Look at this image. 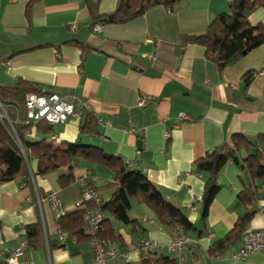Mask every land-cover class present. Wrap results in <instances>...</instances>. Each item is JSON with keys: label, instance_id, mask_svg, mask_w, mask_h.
I'll return each mask as SVG.
<instances>
[{"label": "crops", "instance_id": "1", "mask_svg": "<svg viewBox=\"0 0 264 264\" xmlns=\"http://www.w3.org/2000/svg\"><path fill=\"white\" fill-rule=\"evenodd\" d=\"M30 1L0 0V85L11 87L24 80L48 93L67 96L76 110L96 118L98 134L82 135L78 119L55 126L52 135L36 133L27 140L47 139L55 146L93 145L121 158L144 174L150 192H160L193 227L187 230L188 247L171 251L168 245L176 229L161 224L131 196L129 218L140 226L106 215L120 237V256L109 264H140L148 254L135 249L143 238L158 243L151 255L171 257L177 264H264V253L234 257L241 236H233L230 247L217 258L208 254L247 213L252 216L245 231L264 230V175L257 177L242 166L245 152L239 155V163H228L218 175L220 191L206 217L203 201L194 202L203 196L207 179L197 172V159L224 143L231 144L236 134L255 145L254 154L264 136V44L221 70L206 57L203 46L182 43L184 36L204 34L215 15L229 11L232 0H184L172 9L159 5L128 23L99 22V33L93 32L96 22L88 0H39L28 20ZM91 1L102 15L112 14L118 6V0ZM248 20L252 25L264 23V7L251 12ZM78 44L89 52L83 54ZM248 73L254 75L246 84ZM142 98L148 102L139 107ZM181 113L191 121L180 125ZM260 156L264 164V151ZM30 169L36 172L34 157ZM67 172L35 176L29 183L25 177L0 183L2 264V253L21 247L26 228L32 225L40 227L41 237L21 261L94 264L89 238L68 233L66 242H60L61 225L47 195L56 191L67 212H73L81 199L80 179L90 174L91 186L104 203L120 185L114 171L99 163L79 160L73 169L75 182L62 187L59 177Z\"/></svg>", "mask_w": 264, "mask_h": 264}, {"label": "trees", "instance_id": "2", "mask_svg": "<svg viewBox=\"0 0 264 264\" xmlns=\"http://www.w3.org/2000/svg\"><path fill=\"white\" fill-rule=\"evenodd\" d=\"M37 1L39 0H31L27 6L28 20L31 18L32 6ZM182 1L184 0H118L116 10L110 15L100 14L98 5L91 0H88L87 3L96 24L99 22L122 24L143 16L155 6L163 5L172 9ZM259 7H264V0H232L229 3V11L215 15L204 34L184 36L182 43L203 46L206 57L217 63L223 70L264 44V23L252 25L248 20V15ZM99 24L102 25V23ZM78 46L82 48L83 54L89 52L85 45L78 44ZM253 75V73L245 75L246 84L251 82ZM30 93L53 94L24 80H18L16 85L11 87L0 85V104L6 110L9 120L14 124V130L21 145L17 143L10 122L0 117V183L26 177L30 172L31 157L37 160L34 176H46L61 169H68L67 173L59 177V184L62 187L75 182L73 169L74 164L79 160L99 163L114 171L115 180L120 185L119 189L113 192L107 202L104 203L102 200L100 207L94 202H88L82 209L67 212L60 219L63 231L71 236H77L79 239L89 238L85 233L86 214L89 211L100 209L105 214V220L102 223L99 236L117 244L120 237L115 234L114 226L110 219L106 218V215L126 225L140 226L136 220L129 218L132 207L131 196H134L139 203L146 205L161 224L173 226L175 229L178 226H183L186 231L193 228L180 210L166 201L160 192L149 191L146 178L141 171L132 169L121 158L109 155L93 145L62 143L60 146H55L47 139L36 142L27 140L28 135L39 133L49 136L55 133V125L46 122L37 124L28 122L25 101L26 96ZM79 120L82 135L96 136L98 134L97 120L90 113L83 111ZM254 147L255 145L246 137L236 134L233 136L231 144L224 143L195 161L197 172L207 175L202 196L204 217L207 216L211 203L220 191L218 175L228 163H239V155H242L243 152L247 154V158L242 166L257 177L264 175V164L260 156V152L264 151V136L259 140L256 152L251 154ZM242 198L244 197L241 196L240 199ZM251 216L252 213H247L240 218L238 226L225 239L210 248L209 256L217 258L219 254L230 247L234 240L233 236L235 239L239 236L242 237ZM40 237L41 229L38 225L26 228L25 241L28 246H37ZM140 253H148L140 264H177L176 260L171 257H155L145 251Z\"/></svg>", "mask_w": 264, "mask_h": 264}, {"label": "built area", "instance_id": "3", "mask_svg": "<svg viewBox=\"0 0 264 264\" xmlns=\"http://www.w3.org/2000/svg\"><path fill=\"white\" fill-rule=\"evenodd\" d=\"M72 30H76V26L71 27ZM102 30L101 24H96L93 27L94 33H99ZM78 100V97H74ZM147 100L142 98L138 106L144 107L147 104ZM26 111L29 123H40L46 122L50 125H64L70 121L78 120L82 113L76 110L75 104L67 96H62L59 94H34L30 93L26 96ZM83 104L79 101V108H83ZM0 117L8 120L13 129L14 135L16 137L17 143L20 142L17 138L16 132L14 130V124L9 120L4 107L0 104ZM179 124L190 122L191 118L186 113H181L178 117ZM18 123V121H16ZM178 127V126H177ZM130 131H134L131 129ZM165 137L169 138V133L165 132ZM21 146V145H20ZM23 151V150H22ZM29 174L25 177V183L34 181V172L30 169ZM89 177L91 175L79 180L81 187V199L75 204V209H82L88 202H94L95 205L100 207L102 205V199L95 191V189L90 185ZM47 199L51 203L55 218L58 222L67 213V208L65 203L60 199L56 191H51L47 195ZM202 197H196L194 202L201 201ZM105 220V214L100 209L89 211L85 217V233L89 236L92 245V261L94 264H109L111 261L115 260L120 256L117 244L112 240L102 239L99 236L100 230L102 228V223ZM176 234L174 238L170 241L168 247L171 251L176 249L182 250L186 249L189 245V240L186 236L187 231L183 226L176 227ZM68 238V233L63 231L60 227L59 229V240L61 243H65ZM158 245L157 242L148 240L146 238L141 239L136 245V251L149 252ZM29 248L26 242L22 243L21 247L17 249H6L2 253L4 257L5 264H35L32 260L21 261L20 258L23 253ZM253 253H264V230L255 231H245L242 236V243L240 249L235 253L234 257L237 259H245ZM127 257V255H124ZM0 264H2L0 262ZM214 264H218L214 262Z\"/></svg>", "mask_w": 264, "mask_h": 264}, {"label": "water", "instance_id": "4", "mask_svg": "<svg viewBox=\"0 0 264 264\" xmlns=\"http://www.w3.org/2000/svg\"><path fill=\"white\" fill-rule=\"evenodd\" d=\"M111 18V17H110Z\"/></svg>", "mask_w": 264, "mask_h": 264}]
</instances>
